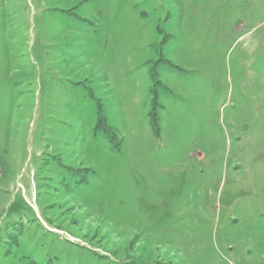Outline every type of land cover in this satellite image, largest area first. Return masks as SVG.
Masks as SVG:
<instances>
[{
    "label": "rangeland",
    "instance_id": "obj_1",
    "mask_svg": "<svg viewBox=\"0 0 264 264\" xmlns=\"http://www.w3.org/2000/svg\"><path fill=\"white\" fill-rule=\"evenodd\" d=\"M0 264H264V0H0Z\"/></svg>",
    "mask_w": 264,
    "mask_h": 264
}]
</instances>
